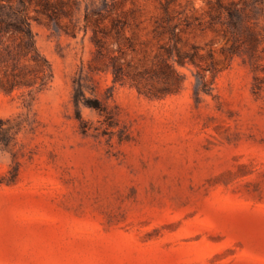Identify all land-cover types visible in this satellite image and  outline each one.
<instances>
[{
  "label": "rangeland",
  "instance_id": "obj_1",
  "mask_svg": "<svg viewBox=\"0 0 264 264\" xmlns=\"http://www.w3.org/2000/svg\"><path fill=\"white\" fill-rule=\"evenodd\" d=\"M49 1L52 81L0 90V264H264V0Z\"/></svg>",
  "mask_w": 264,
  "mask_h": 264
},
{
  "label": "trees",
  "instance_id": "obj_2",
  "mask_svg": "<svg viewBox=\"0 0 264 264\" xmlns=\"http://www.w3.org/2000/svg\"><path fill=\"white\" fill-rule=\"evenodd\" d=\"M42 12L47 13L50 17L58 14L57 4L49 0H42ZM52 14H51V13ZM55 20V19H51ZM231 26L235 28L238 35L234 39L232 52H238V48L247 45L253 46L259 40L257 35H248L245 30L244 19H228ZM126 30V22L120 19H114L112 22V30L116 34L117 39L124 34ZM175 34V29H173ZM95 43L97 53L100 58L109 56L114 73V81H120L129 76L124 69L123 63L119 58L111 54L106 47L103 37L95 35ZM253 56V55H251ZM188 55L178 54L176 58L180 64H186ZM192 59V56L190 57ZM166 66L172 75L180 77L179 72L173 63L166 61ZM54 77L53 67L50 60L40 51L37 46L36 36L32 29V19L28 16L26 0H0V90L12 93L17 89H29L31 99L26 101L30 106L35 98L36 93L44 90ZM136 85L140 92L151 96L160 97L142 85V75H133ZM165 78V77H164ZM75 94V104L78 106L81 102L80 89ZM197 94L199 91L196 92ZM92 106H98V101H90ZM81 118V115H78Z\"/></svg>",
  "mask_w": 264,
  "mask_h": 264
}]
</instances>
